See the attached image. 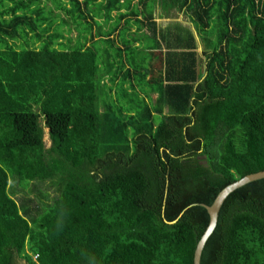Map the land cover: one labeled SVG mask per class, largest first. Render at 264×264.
<instances>
[{
	"label": "trees",
	"instance_id": "16d2710c",
	"mask_svg": "<svg viewBox=\"0 0 264 264\" xmlns=\"http://www.w3.org/2000/svg\"><path fill=\"white\" fill-rule=\"evenodd\" d=\"M260 169L264 0H0V264H192ZM199 264H264V177Z\"/></svg>",
	"mask_w": 264,
	"mask_h": 264
},
{
	"label": "water",
	"instance_id": "95a60500",
	"mask_svg": "<svg viewBox=\"0 0 264 264\" xmlns=\"http://www.w3.org/2000/svg\"><path fill=\"white\" fill-rule=\"evenodd\" d=\"M264 177V169L256 170L253 172L245 173L234 180L226 183L224 186H222L214 195L211 202L209 204L201 203V205L205 208L207 213V222L205 227L203 228L202 232L198 236V238L195 241L193 250H192V264H199V258L201 249L203 247V244L208 237V235L211 233L212 229L215 226L217 213L219 210V207L225 198V196L231 192L233 189L243 185L246 182L252 181L254 179H258Z\"/></svg>",
	"mask_w": 264,
	"mask_h": 264
},
{
	"label": "rangeland",
	"instance_id": "374dc122",
	"mask_svg": "<svg viewBox=\"0 0 264 264\" xmlns=\"http://www.w3.org/2000/svg\"><path fill=\"white\" fill-rule=\"evenodd\" d=\"M176 19L183 21L185 20V15L183 13H179L176 15ZM156 22H160V21H166L167 19H158L155 18ZM133 28L131 27V30ZM74 31H71L69 33V35L74 36ZM152 97L155 96L154 93L151 94ZM40 123L42 124V129H43V133H42V140L44 142V146H48L49 144V139L47 136V128L43 125V121L42 118L40 117ZM56 180L55 179H46L44 181H32L30 183V187H31V193L29 194V196H34L33 199L35 198H40L43 199V197L40 195V193H47L48 195V199H50L49 197H51L52 195H55L57 193V185H56ZM12 186L15 188L16 190V197L21 196L22 194H24V192H22L23 190L20 189L19 185L16 184V182H11ZM35 191H39V193L35 192ZM39 194V195H38ZM23 264V263H22Z\"/></svg>",
	"mask_w": 264,
	"mask_h": 264
}]
</instances>
